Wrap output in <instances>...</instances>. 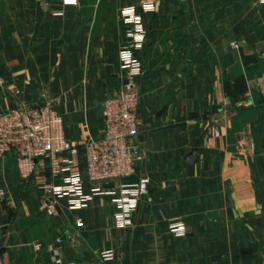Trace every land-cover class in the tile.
<instances>
[{
	"label": "crops",
	"instance_id": "0c3cea01",
	"mask_svg": "<svg viewBox=\"0 0 264 264\" xmlns=\"http://www.w3.org/2000/svg\"><path fill=\"white\" fill-rule=\"evenodd\" d=\"M39 1L0 0V112L49 102L68 140L98 138L99 105L123 82L118 51L129 40L120 11L130 0H79L60 15V0L38 8ZM143 21L142 73L134 79L139 129L130 141L143 157L128 182L149 183L132 226L115 225L106 195L79 210L61 201L67 225L46 216L34 182L21 180L7 155L0 160L4 264H50L47 245L60 234L61 257L75 264H264V3L160 0ZM83 161L80 151L79 168ZM82 184L84 194L96 187L84 174ZM176 221L184 237L169 233ZM103 251L115 258L103 262Z\"/></svg>",
	"mask_w": 264,
	"mask_h": 264
},
{
	"label": "built area",
	"instance_id": "2783aa9c",
	"mask_svg": "<svg viewBox=\"0 0 264 264\" xmlns=\"http://www.w3.org/2000/svg\"><path fill=\"white\" fill-rule=\"evenodd\" d=\"M260 2L263 4L264 0ZM78 4L79 0H60V9L55 15ZM154 11L153 1H139L137 6L130 5L120 11L129 40L118 51L123 82L114 95L106 97L99 105L102 131L98 138L88 137L81 144L68 140L64 136L63 119L49 102L29 108L13 106L0 112V160L11 155L18 177L34 182L42 199L41 212L46 216H57L55 207L61 209V201L68 209L79 210L87 206L91 197L106 195L114 204L115 225L118 228L132 226L133 213L149 183L145 178L128 182L136 177L143 157L141 150L130 142L139 129V94L134 79L142 73L138 55L146 41L143 16ZM237 46L235 42L230 45L231 48ZM204 146L210 149L208 137L204 139ZM80 151L84 161L79 168L76 158ZM82 174L89 183L96 185L90 194L83 192ZM107 184H113V187H102ZM3 196L0 189V198ZM74 225L81 228L83 223L77 219ZM168 231L174 237L186 234L181 221L171 222ZM63 237L60 234L47 245L50 264H75L61 257ZM99 257L103 262H109L115 254L103 251ZM0 264L4 263L0 261Z\"/></svg>",
	"mask_w": 264,
	"mask_h": 264
},
{
	"label": "water",
	"instance_id": "95a60500",
	"mask_svg": "<svg viewBox=\"0 0 264 264\" xmlns=\"http://www.w3.org/2000/svg\"><path fill=\"white\" fill-rule=\"evenodd\" d=\"M138 3H139L138 0H130L131 6H137ZM159 3H160V0H156L155 1V11L157 10V8L159 6ZM198 148H199V141H196L195 144H194V146L190 150V152L185 157V161L187 163L192 164L194 162L195 154H196ZM102 187L103 188H112L113 187V184L103 185ZM55 211H56L57 216L61 219V221L65 225H67V219H66L65 215L63 214V212L61 211V209L58 206H56L55 207Z\"/></svg>",
	"mask_w": 264,
	"mask_h": 264
},
{
	"label": "rangeland",
	"instance_id": "374dc122",
	"mask_svg": "<svg viewBox=\"0 0 264 264\" xmlns=\"http://www.w3.org/2000/svg\"><path fill=\"white\" fill-rule=\"evenodd\" d=\"M28 2H29V1H28ZM39 2H40V1H39ZM39 2H38V4H37V5H38V8H40V6L42 7L44 4H49V3L52 4V3H53V0H44V3H43V4L41 3L42 1H41L40 3H39Z\"/></svg>",
	"mask_w": 264,
	"mask_h": 264
},
{
	"label": "snow or ice",
	"instance_id": "6c2138e0",
	"mask_svg": "<svg viewBox=\"0 0 264 264\" xmlns=\"http://www.w3.org/2000/svg\"><path fill=\"white\" fill-rule=\"evenodd\" d=\"M71 2H74V0H71Z\"/></svg>",
	"mask_w": 264,
	"mask_h": 264
},
{
	"label": "clouds",
	"instance_id": "9594fccd",
	"mask_svg": "<svg viewBox=\"0 0 264 264\" xmlns=\"http://www.w3.org/2000/svg\"><path fill=\"white\" fill-rule=\"evenodd\" d=\"M147 10V9H146ZM106 255H108V254H106Z\"/></svg>",
	"mask_w": 264,
	"mask_h": 264
}]
</instances>
